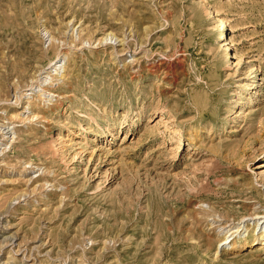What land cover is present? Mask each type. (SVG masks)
<instances>
[{"label": "rangeland", "instance_id": "374dc122", "mask_svg": "<svg viewBox=\"0 0 264 264\" xmlns=\"http://www.w3.org/2000/svg\"><path fill=\"white\" fill-rule=\"evenodd\" d=\"M263 233L264 0H0V264H264Z\"/></svg>", "mask_w": 264, "mask_h": 264}, {"label": "bare ground", "instance_id": "6f19581e", "mask_svg": "<svg viewBox=\"0 0 264 264\" xmlns=\"http://www.w3.org/2000/svg\"><path fill=\"white\" fill-rule=\"evenodd\" d=\"M225 35V34H224ZM226 38V37H225ZM228 38V37H227ZM224 40H226V39H224ZM72 47V46H71ZM35 58H36V56H35V54H32L31 52H28L27 54H23L22 52H20L19 54H17V56H16V58L13 60V62H12V68L11 69H9V72H8V70L6 71V75H7V77L8 78H11V77H13L14 75H16V74H18L19 76H24L27 72H29L30 70H31V68H32V66H33V63H34V60H35ZM55 61V60H54ZM52 63H53V61H52ZM59 63V61L58 62H55V63H53V66H52V68L53 67H55L56 66V68H55V70H54V72L56 71V70H58L57 69V66L59 65L60 66V64H58ZM7 81V80H6ZM199 188V187H198ZM181 198V197H180ZM183 199V198H182ZM181 199V200H182ZM180 200V199H179ZM206 210V209H205ZM206 212V211H205ZM211 215V214H210ZM216 218V217H215ZM217 219V218H216ZM215 220V219H214ZM172 221V220H171ZM239 229V228H238ZM236 232H238V230L237 231H234L233 233H232V235L231 236H233V234L234 233H236ZM225 240H227L226 238H224ZM259 239H261L263 242H264V233L262 234V236H260L259 237ZM258 239V240H259ZM232 242V241H231ZM233 248H237V245H234V246H232ZM243 247V246H242ZM238 250V249H237Z\"/></svg>", "mask_w": 264, "mask_h": 264}]
</instances>
